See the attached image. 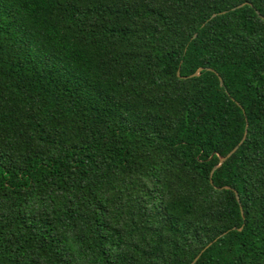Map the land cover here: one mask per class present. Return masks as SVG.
Returning <instances> with one entry per match:
<instances>
[{"label":"trees","instance_id":"trees-1","mask_svg":"<svg viewBox=\"0 0 264 264\" xmlns=\"http://www.w3.org/2000/svg\"><path fill=\"white\" fill-rule=\"evenodd\" d=\"M209 243L264 264V0H0V264Z\"/></svg>","mask_w":264,"mask_h":264},{"label":"water","instance_id":"water-1","mask_svg":"<svg viewBox=\"0 0 264 264\" xmlns=\"http://www.w3.org/2000/svg\"><path fill=\"white\" fill-rule=\"evenodd\" d=\"M243 5H239V6H237V7H235V8H233L232 10H235V9H238V8H240V7H242ZM258 15H259V13L258 12H256ZM213 17H215V14H213L212 15V18ZM261 17V16H260ZM262 18V17H261ZM194 37H195V35H194ZM207 70H210V69H207ZM203 71V68H199L196 72H194L193 74H191V75H189V76H187V77H182V78H193V77H197V76H199L200 75V73ZM177 76H179L180 77V74H179V72H177ZM218 79H219V84L220 85H222V80H221V78L220 77H218ZM245 137H246V130H245V132H244V135H243V137H242V139H241V141L227 154V155H225V156H223V157H220L219 158V162H218V164L212 169V171H211V175H212V173L218 168V167H220L228 158H230L231 157V155L238 149V147L241 145V143L244 141V139H245ZM235 197H236V200H237V202H239V197H238V194L235 192ZM211 245V243H209L193 260H192V262L190 263V264H195L196 263V261L198 260V258H199V256L202 254V252H204L209 246Z\"/></svg>","mask_w":264,"mask_h":264}]
</instances>
